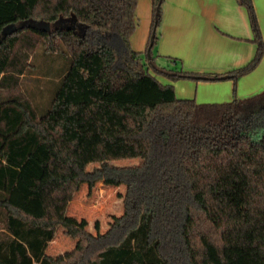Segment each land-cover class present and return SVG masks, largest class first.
Wrapping results in <instances>:
<instances>
[{
  "label": "trees",
  "instance_id": "1",
  "mask_svg": "<svg viewBox=\"0 0 264 264\" xmlns=\"http://www.w3.org/2000/svg\"><path fill=\"white\" fill-rule=\"evenodd\" d=\"M238 1L256 55L206 73L158 64L165 0H152L144 51L130 42L138 0H0V264H264V89L198 102L157 76L236 84L253 70L264 40L253 0ZM36 41L71 59L45 114L40 86L20 88ZM103 179L126 184L124 208L94 234L67 211ZM60 226L81 236L64 261L47 252Z\"/></svg>",
  "mask_w": 264,
  "mask_h": 264
},
{
  "label": "crops",
  "instance_id": "2",
  "mask_svg": "<svg viewBox=\"0 0 264 264\" xmlns=\"http://www.w3.org/2000/svg\"><path fill=\"white\" fill-rule=\"evenodd\" d=\"M253 3L264 40V0H253ZM136 14L137 26L130 42L133 49L144 51L151 29L152 0H138ZM257 49L248 8L238 0H165L156 45L159 65L224 73L246 65ZM157 76L162 82L173 83L180 98H194L198 102L229 101L264 89V54L260 63L240 76L236 84L232 78Z\"/></svg>",
  "mask_w": 264,
  "mask_h": 264
},
{
  "label": "rangeland",
  "instance_id": "3",
  "mask_svg": "<svg viewBox=\"0 0 264 264\" xmlns=\"http://www.w3.org/2000/svg\"><path fill=\"white\" fill-rule=\"evenodd\" d=\"M117 42L119 46H122L120 39ZM32 53L36 54L35 60L32 58L35 65V74L42 77L40 79L42 83L34 78L36 75H21L20 88L21 91L23 90L27 94V92L31 91L32 86H34V90L37 86H40L42 93L40 101L43 103L41 102L42 107H40L39 112L45 114L62 82L65 72L71 65V59L61 53L45 52L40 41L35 42ZM139 161V158H131L118 159L111 162L116 165H128ZM99 165V162H92L88 165V169L92 170ZM125 192L126 184L115 183L111 179L100 180L93 188H90L88 182H83L76 190L69 204L67 214L78 224H81L82 220L86 219L88 230L94 234L105 232L115 217L122 214L124 208L123 195ZM80 238V235L76 237L70 236L66 232L65 227L60 226L55 238L50 241L47 252L57 261L72 259L79 253L77 242Z\"/></svg>",
  "mask_w": 264,
  "mask_h": 264
}]
</instances>
